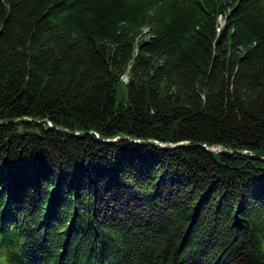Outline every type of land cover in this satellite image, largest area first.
Here are the masks:
<instances>
[{"label": "trees", "instance_id": "obj_1", "mask_svg": "<svg viewBox=\"0 0 264 264\" xmlns=\"http://www.w3.org/2000/svg\"><path fill=\"white\" fill-rule=\"evenodd\" d=\"M0 264H264V0H0Z\"/></svg>", "mask_w": 264, "mask_h": 264}, {"label": "rangeland", "instance_id": "obj_2", "mask_svg": "<svg viewBox=\"0 0 264 264\" xmlns=\"http://www.w3.org/2000/svg\"><path fill=\"white\" fill-rule=\"evenodd\" d=\"M124 80V79H123ZM116 101L117 104L123 103L125 104L127 101V92H126V87L124 84L119 83L116 86Z\"/></svg>", "mask_w": 264, "mask_h": 264}, {"label": "water", "instance_id": "obj_3", "mask_svg": "<svg viewBox=\"0 0 264 264\" xmlns=\"http://www.w3.org/2000/svg\"><path fill=\"white\" fill-rule=\"evenodd\" d=\"M115 140V139H113ZM205 149L207 150H210V151H213V152H217V151H221L223 150V148H221V146H217V147H210V146H207V145H202Z\"/></svg>", "mask_w": 264, "mask_h": 264}]
</instances>
